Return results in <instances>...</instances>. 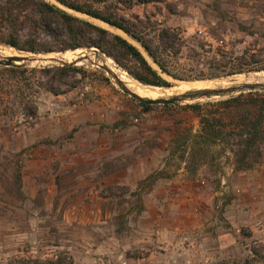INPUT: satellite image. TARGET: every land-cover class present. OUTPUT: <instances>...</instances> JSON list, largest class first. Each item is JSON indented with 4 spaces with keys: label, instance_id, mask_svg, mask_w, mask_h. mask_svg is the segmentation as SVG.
<instances>
[{
    "label": "rangeland",
    "instance_id": "1",
    "mask_svg": "<svg viewBox=\"0 0 264 264\" xmlns=\"http://www.w3.org/2000/svg\"><path fill=\"white\" fill-rule=\"evenodd\" d=\"M48 1L139 47L121 30ZM101 7L126 18L147 15L181 32L185 46L170 68L185 77L161 73L168 87L264 73V0H158L129 6L109 0ZM0 45L12 47L14 56L29 55L31 61H24L29 65L21 66L28 78L22 87L35 96L38 108L34 122L25 123L19 104L7 103L15 97L4 102L0 96V264H264V156L247 170L230 171L232 160L216 147L194 161L185 151L187 137L199 129L186 105L235 94L144 109L90 63L92 52L81 48L74 51L90 54L91 61L75 64L83 70L66 78L72 87L53 83L59 90L54 94L39 69L59 61L40 56L73 51L58 50L44 34L36 52ZM240 62L250 66L225 75ZM251 66L259 69L247 71ZM13 80L0 72V85ZM151 173L158 178L149 186L145 178ZM179 185L190 187V196L215 193L212 207L207 210L191 198L187 204L194 214L180 215L177 208L151 203L153 194L179 190ZM202 196L197 200L204 202ZM192 219L204 225L188 233L179 221ZM168 223H177L170 234Z\"/></svg>",
    "mask_w": 264,
    "mask_h": 264
},
{
    "label": "trees",
    "instance_id": "2",
    "mask_svg": "<svg viewBox=\"0 0 264 264\" xmlns=\"http://www.w3.org/2000/svg\"><path fill=\"white\" fill-rule=\"evenodd\" d=\"M56 1L75 12L121 30L139 47L128 38L113 34L87 18L74 15L48 0H0V42L36 52L39 51V35L44 34L58 44V50L97 48L139 83L171 86L161 73L184 79V74H173L170 68L174 66L170 64V60L176 57L185 46V39L178 29L162 26L160 22L151 20L147 15L126 18L117 12L102 9L101 6L109 0ZM114 1L126 3L129 6L134 3L146 4L158 0ZM145 54L155 66L149 62ZM242 57L245 58V55ZM245 64L250 66L249 62L233 63L230 71L225 75L241 73L244 71L242 65ZM258 69L256 66H251L247 71ZM82 70V67L75 65L49 66L39 69L48 78V91L54 94H58L59 90L53 83L59 85L65 83L72 87L73 83L66 82V78ZM0 72L13 77L15 83L10 85L8 81V86L0 85V96L6 99L4 102H7L11 96L15 97L16 101L7 103H18L24 122H34L38 110L35 96L27 95L22 87V84L25 83V86L28 84L26 81L28 78L24 76L26 68L1 66ZM20 79L23 82H20ZM105 79L108 78L105 77ZM1 100L0 103H3V99ZM7 103L3 105L10 106ZM138 104L144 109L153 106L143 102ZM186 107L197 116L199 125L198 131L187 137L185 143V151L191 160H196L201 154H206L212 147H216L220 149L222 155L232 160L233 170L236 171L247 170L261 161L264 156V91L241 92L206 104L198 102L187 104ZM16 174L19 179V169ZM157 178L156 173H151L145 179L150 182V186ZM34 264H59V262L47 260L36 261Z\"/></svg>",
    "mask_w": 264,
    "mask_h": 264
},
{
    "label": "water",
    "instance_id": "3",
    "mask_svg": "<svg viewBox=\"0 0 264 264\" xmlns=\"http://www.w3.org/2000/svg\"><path fill=\"white\" fill-rule=\"evenodd\" d=\"M87 52H92L95 60L93 62L89 59V54H84V56L77 57L75 60L66 62V61H59L57 64L59 65H75L78 62H82L84 60L91 61L90 63L98 66L101 68L107 75V77L113 82V84L121 90L123 93L129 95L130 97L134 98L139 102H143L145 104L153 105V104H174L182 101L187 100H195L201 98H208L214 96H225L230 94H237L241 92H249V91H264V82H242L238 84H231L226 87H217V88H202V89H193L189 90L180 94H174L167 97H157V98H150V97H141L137 93L133 92L130 88H128L125 83L121 81L117 74L112 72L107 66L98 64V60L100 59V55H104V53L100 52L95 47H87L81 48ZM73 49L71 51H74ZM67 51H61L60 53H65ZM24 61H31L30 58L26 57H19V56H9L5 58H0V65L10 67V66H24L29 65ZM139 82V81H138ZM141 83V82H140ZM143 84V83H141ZM149 85V84H146ZM153 86V85H149ZM155 86V85H154Z\"/></svg>",
    "mask_w": 264,
    "mask_h": 264
},
{
    "label": "bare ground",
    "instance_id": "4",
    "mask_svg": "<svg viewBox=\"0 0 264 264\" xmlns=\"http://www.w3.org/2000/svg\"><path fill=\"white\" fill-rule=\"evenodd\" d=\"M10 46V45H8ZM69 52V51H68ZM15 50L12 47L1 46L0 45V58H5L9 56H14ZM83 51H73L69 53H59L56 56L42 55L40 59H53V60H71L76 59L77 57L83 56ZM19 57L29 58L25 53L19 52L17 53ZM90 55V54H89ZM100 59L98 63L104 64L107 66L112 72L117 74L121 81L125 83V85L130 88L133 92L137 93L141 97H167L176 93H183L193 89H202V88H217V87H226L231 84H238L242 82H264V73L262 74H252V75H238L235 77L223 79V80H203V81H182L172 87H160V86H149V85H141L136 82L134 79H131L128 75L122 73L118 68H116L111 62L105 59L102 56H99ZM95 59L94 55L92 57ZM46 62V61H45ZM50 62V61H49ZM53 62V61H52Z\"/></svg>",
    "mask_w": 264,
    "mask_h": 264
},
{
    "label": "crops",
    "instance_id": "5",
    "mask_svg": "<svg viewBox=\"0 0 264 264\" xmlns=\"http://www.w3.org/2000/svg\"><path fill=\"white\" fill-rule=\"evenodd\" d=\"M178 188H179V190L178 189L174 190L172 188H168L166 190L165 194H164V192H159L158 194H153L156 196V198L154 199V201H151V203H154V205L165 206V209H167V210H169V208L170 209H176L177 208L179 210L180 215H183V212H185L184 214H186V215L193 213V212H190L192 207H188V206H190V204L189 205L187 204L191 198H192V201L194 199H196L194 202L202 204V207L205 206L206 207L205 209H207V210H209L212 207V202H213V198H214L215 193L210 192V190H208V191L204 190L203 192L193 193V195L190 196V194H191L190 187H188L186 185H184V186L179 185ZM174 191L177 193H174ZM202 193L205 195L202 196ZM196 195H198V196H196ZM201 196H202L201 199L204 202L197 200ZM200 210L201 209H199V211ZM180 221H179L180 224H182L183 226H186V228L188 229V233L191 232V229H195L197 227H202L204 225V221H202V220L196 221V220L192 219V220H189V221L184 222V223H181ZM174 224H177V223H168L167 224V229H168L169 234L172 233L171 228H172V225H174Z\"/></svg>",
    "mask_w": 264,
    "mask_h": 264
},
{
    "label": "built area",
    "instance_id": "6",
    "mask_svg": "<svg viewBox=\"0 0 264 264\" xmlns=\"http://www.w3.org/2000/svg\"><path fill=\"white\" fill-rule=\"evenodd\" d=\"M230 171H233V166L232 165L230 166ZM224 183H225V181L222 180V184H224Z\"/></svg>",
    "mask_w": 264,
    "mask_h": 264
}]
</instances>
